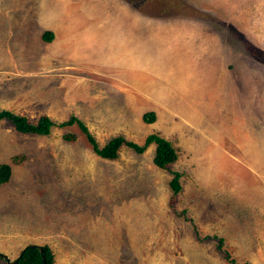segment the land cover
I'll use <instances>...</instances> for the list:
<instances>
[{"label": "rangeland", "instance_id": "374dc122", "mask_svg": "<svg viewBox=\"0 0 264 264\" xmlns=\"http://www.w3.org/2000/svg\"><path fill=\"white\" fill-rule=\"evenodd\" d=\"M145 1L0 0V109L74 115L99 146L157 133L177 153L166 169L154 144L105 159L76 124L37 135L0 120V163L24 156L0 185L10 261L46 244L54 264H231L216 236L264 264V0Z\"/></svg>", "mask_w": 264, "mask_h": 264}, {"label": "trees", "instance_id": "16d2710c", "mask_svg": "<svg viewBox=\"0 0 264 264\" xmlns=\"http://www.w3.org/2000/svg\"><path fill=\"white\" fill-rule=\"evenodd\" d=\"M151 0H146L149 2ZM163 4L167 5H181L179 0H161ZM132 2V0H128ZM143 2L141 5H143ZM140 10V5L137 6ZM142 12V10H140ZM144 13V12H142ZM157 14L156 16H161ZM41 38L45 42H50L53 39V33L51 30H46L42 33ZM8 120L14 127V129L23 134H37L47 135L54 126H66L76 124L81 132L85 135L87 142L90 144L92 150L101 158L115 159L118 156L119 149L122 146L131 148L136 153H143L149 145L154 144L153 164L158 168L166 169L167 166L176 160L177 153L172 144L160 136L157 133L148 134L142 143H136L128 140L122 136H115L110 138L104 145L99 146L93 135L88 130L87 126L78 117L71 115L67 120L61 122L53 121L47 115H41L36 122H30L25 116L14 113L7 109H0V120ZM142 120L145 123H152L155 121V112L148 111L142 114ZM63 138L67 141H72L76 138L73 133L63 134ZM24 159L23 155H13L9 162L0 163V185L7 182L11 176L12 164L20 163ZM172 178L169 180V187L175 195L180 190L179 178L180 174L177 171H171ZM217 240L216 248L223 253L224 258L231 264H240L225 250L223 246V239L216 236H208ZM42 248V252L40 251ZM27 245L20 252L19 255L14 259L13 264H54V255L49 245ZM0 255V259H1ZM245 264V263H243Z\"/></svg>", "mask_w": 264, "mask_h": 264}, {"label": "water", "instance_id": "95a60500", "mask_svg": "<svg viewBox=\"0 0 264 264\" xmlns=\"http://www.w3.org/2000/svg\"><path fill=\"white\" fill-rule=\"evenodd\" d=\"M39 247H40V245H39ZM40 251L42 252V248L40 247ZM1 255V257L4 259V260H6V262L8 263V264H13L14 262H15V260H12V261H10L8 258H7V256H5V255H3V254H0Z\"/></svg>", "mask_w": 264, "mask_h": 264}]
</instances>
